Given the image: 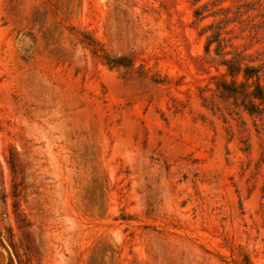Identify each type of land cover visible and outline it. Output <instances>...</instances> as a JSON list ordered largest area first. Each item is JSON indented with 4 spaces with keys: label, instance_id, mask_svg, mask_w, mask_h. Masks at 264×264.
Masks as SVG:
<instances>
[{
    "label": "rangeland",
    "instance_id": "374dc122",
    "mask_svg": "<svg viewBox=\"0 0 264 264\" xmlns=\"http://www.w3.org/2000/svg\"><path fill=\"white\" fill-rule=\"evenodd\" d=\"M223 52L264 64V0H0V264H264Z\"/></svg>",
    "mask_w": 264,
    "mask_h": 264
},
{
    "label": "trees",
    "instance_id": "16d2710c",
    "mask_svg": "<svg viewBox=\"0 0 264 264\" xmlns=\"http://www.w3.org/2000/svg\"><path fill=\"white\" fill-rule=\"evenodd\" d=\"M199 14V12H197ZM217 36L210 38L207 44V51L213 41H216ZM221 44L218 45V51L221 50ZM222 65L226 67L225 72L219 74L218 89L222 94L233 98L238 104L241 99L244 103L245 109L251 114L261 115L264 112V64L254 65L247 63H240L235 57L228 58L227 52ZM108 64L122 65L121 59L108 60ZM250 264V263H247Z\"/></svg>",
    "mask_w": 264,
    "mask_h": 264
}]
</instances>
